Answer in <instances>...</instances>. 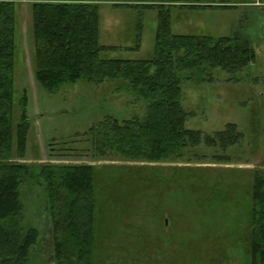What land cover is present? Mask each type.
Returning <instances> with one entry per match:
<instances>
[{
    "label": "rangeland",
    "instance_id": "obj_1",
    "mask_svg": "<svg viewBox=\"0 0 264 264\" xmlns=\"http://www.w3.org/2000/svg\"><path fill=\"white\" fill-rule=\"evenodd\" d=\"M94 1L99 42L114 47L103 53L107 58L151 59L162 14L169 15L174 34L240 35L256 53L242 72L205 67L181 83L182 103L191 114L187 128L213 135L233 123L243 135L237 144L201 143L187 154L191 163L92 162L105 174L96 188L95 264H247V240L239 241V229L251 207L255 174L264 171V6L246 4L258 0ZM16 2L15 98L26 91L30 123L19 161L35 169L89 161L82 134L106 118L141 119L147 103L125 90L122 80L81 79L55 92L44 89L36 74L32 0ZM228 3L233 6H215ZM21 194V226L39 232L33 264H56L44 190L28 181Z\"/></svg>",
    "mask_w": 264,
    "mask_h": 264
},
{
    "label": "trees",
    "instance_id": "obj_2",
    "mask_svg": "<svg viewBox=\"0 0 264 264\" xmlns=\"http://www.w3.org/2000/svg\"><path fill=\"white\" fill-rule=\"evenodd\" d=\"M16 5V0H0V264H33L32 249L39 232L20 223L21 190L28 181L44 190L56 264H95L96 188L105 174L102 166L92 162L191 163L187 154L201 143L213 148L237 144L243 135L233 123L213 135L187 128L191 114L182 103L181 83L208 68L242 72L255 62L256 53L240 35L215 39L174 34L169 15L162 14L151 59L107 58L103 53L114 47L99 42V6L94 0H32L36 74L44 89L55 92L81 79L96 84L122 80L125 90L147 103L141 119L106 118L84 132L89 161L35 169L19 161L27 151L30 123L26 91L15 98ZM251 199V207L244 211V226L241 230L237 226L239 241L247 240V264H264V171L255 174Z\"/></svg>",
    "mask_w": 264,
    "mask_h": 264
},
{
    "label": "crops",
    "instance_id": "obj_3",
    "mask_svg": "<svg viewBox=\"0 0 264 264\" xmlns=\"http://www.w3.org/2000/svg\"><path fill=\"white\" fill-rule=\"evenodd\" d=\"M246 4H251V5H254V6H264V0L262 1V0H258V1H255V2H250V3H246ZM228 5H231L230 3H228ZM231 6H233V4L231 5ZM235 6V5H234ZM263 11H264V9H263ZM263 42H264V39H263ZM254 63V62H253ZM261 96H263L264 97V93H262L261 94Z\"/></svg>",
    "mask_w": 264,
    "mask_h": 264
},
{
    "label": "water",
    "instance_id": "obj_4",
    "mask_svg": "<svg viewBox=\"0 0 264 264\" xmlns=\"http://www.w3.org/2000/svg\"><path fill=\"white\" fill-rule=\"evenodd\" d=\"M167 223V222H166Z\"/></svg>",
    "mask_w": 264,
    "mask_h": 264
}]
</instances>
